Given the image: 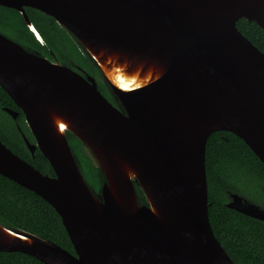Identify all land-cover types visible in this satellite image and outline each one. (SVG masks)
<instances>
[{
	"label": "water",
	"instance_id": "1",
	"mask_svg": "<svg viewBox=\"0 0 264 264\" xmlns=\"http://www.w3.org/2000/svg\"><path fill=\"white\" fill-rule=\"evenodd\" d=\"M0 5L19 11L41 42L26 8L54 17L96 63L114 99L95 76L0 32V85L24 112L35 139L22 132L28 148L33 155L40 149L54 175L1 138L0 174L55 208L75 253L2 223L0 251L24 252L44 264H236L210 221L206 149L214 132L228 131L264 163V52L237 25L247 18L264 30V0ZM105 65L138 68L151 78L124 90ZM4 109L18 119L19 111ZM68 132L102 170L98 189L84 175ZM227 205L264 221V208L237 192Z\"/></svg>",
	"mask_w": 264,
	"mask_h": 264
},
{
	"label": "trees",
	"instance_id": "2",
	"mask_svg": "<svg viewBox=\"0 0 264 264\" xmlns=\"http://www.w3.org/2000/svg\"><path fill=\"white\" fill-rule=\"evenodd\" d=\"M30 20L40 32L44 42L38 40L28 27L23 15L0 5V32L20 42L26 48L62 63L74 64L96 76L99 88L109 93L96 63L76 37L61 26L54 17L27 7ZM7 22L12 26L7 27ZM239 29L264 52V30L255 21L241 18ZM5 107L20 112L17 120ZM20 127V128H19ZM22 132L30 141L34 136L25 121L24 112L0 85V138L15 153L45 173L54 175L49 160L38 148L33 155ZM68 138L78 163L90 186L98 189L105 176L84 153L80 141L68 132ZM206 169L209 189V216L218 239L236 264H264V221L239 212L227 205L230 193L237 192L264 204V163L236 134L214 132L206 149ZM141 203H146L143 190L136 183ZM0 223L7 227L24 229L49 239L75 253L73 244L55 208L34 191L0 174ZM0 264H44L36 257L18 251H0Z\"/></svg>",
	"mask_w": 264,
	"mask_h": 264
},
{
	"label": "bare ground",
	"instance_id": "3",
	"mask_svg": "<svg viewBox=\"0 0 264 264\" xmlns=\"http://www.w3.org/2000/svg\"><path fill=\"white\" fill-rule=\"evenodd\" d=\"M104 67L106 71L109 73V76L112 79V81L115 82V84H117L120 88L124 90H128L138 85H141L146 81H149V78H151V74L149 72H146V75H142L140 74L138 68H132L128 72H123V71H115L117 69L113 65H112V69L107 67L106 65ZM64 127H65L64 123H61V129H63Z\"/></svg>",
	"mask_w": 264,
	"mask_h": 264
},
{
	"label": "flooded vegetation",
	"instance_id": "4",
	"mask_svg": "<svg viewBox=\"0 0 264 264\" xmlns=\"http://www.w3.org/2000/svg\"><path fill=\"white\" fill-rule=\"evenodd\" d=\"M72 67V66H71ZM73 69H76V70H79V71H81V72H83V73H85V74H89V73H87L84 69H82L81 67H79L78 65H76V64H74V67H72ZM91 75V74H90ZM94 76V75H93ZM96 77V76H95ZM100 77H102V76H100ZM97 79V78H96ZM97 81H98V79H97ZM99 82V81H98ZM113 101H114V99H113ZM18 111V110H17ZM254 202V201H253ZM255 203H257V202H255ZM258 205H260L261 207H263L264 208V204H260V203H257Z\"/></svg>",
	"mask_w": 264,
	"mask_h": 264
},
{
	"label": "rangeland",
	"instance_id": "5",
	"mask_svg": "<svg viewBox=\"0 0 264 264\" xmlns=\"http://www.w3.org/2000/svg\"><path fill=\"white\" fill-rule=\"evenodd\" d=\"M12 25L10 24V23H8L7 22V27H11ZM9 36V35H8ZM100 80L103 82V78L102 77H100ZM103 92V91H102ZM105 95H106V97L108 98V99H110L111 101H113V97H112V95H111V93L109 92L108 94H106V92H103ZM92 158V157H91ZM252 200V199H251ZM252 201H254V200H252ZM254 202H256V201H254ZM258 203V202H257Z\"/></svg>",
	"mask_w": 264,
	"mask_h": 264
}]
</instances>
